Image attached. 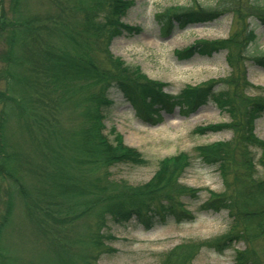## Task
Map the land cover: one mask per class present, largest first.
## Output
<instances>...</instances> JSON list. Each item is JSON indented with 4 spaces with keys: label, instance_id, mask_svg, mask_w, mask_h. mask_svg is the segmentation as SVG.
Instances as JSON below:
<instances>
[{
    "label": "trees",
    "instance_id": "1",
    "mask_svg": "<svg viewBox=\"0 0 264 264\" xmlns=\"http://www.w3.org/2000/svg\"><path fill=\"white\" fill-rule=\"evenodd\" d=\"M25 1L11 0L8 12L4 6L0 9V39L5 46L0 54L4 87L0 86V180L10 187L6 211L0 215V264L6 258L1 244L12 223L16 198L31 216L47 264H98L102 254L115 252L106 244L115 240L104 231L110 220L126 225L135 218L147 230L169 220H194L186 201L198 199L202 190L181 182L192 165L191 153L162 159L152 178L141 184L117 180L110 174L119 165L149 164L114 128V141L104 132L106 111L113 105L109 98L112 88L123 93L137 116L149 124L163 120L162 110L171 112L179 106L182 113L189 114L209 101L232 118L224 125L235 131L231 141L194 149L203 163L218 166L225 187L220 193L209 191L201 209L227 211L229 228L214 239L176 246L160 264H194L201 250L223 253L240 241L246 248L236 249L235 264H262L254 247L264 242V140L256 135L255 127L264 116V94H245L256 88L248 82L245 68L226 79L187 85L178 95H171L164 83L150 79L140 67L126 64L110 50L116 37L140 31L122 20L131 0H46L48 9L43 13H28ZM225 12L238 19L246 13L264 25V6L249 0H219L208 8L190 0L189 6L169 7L156 17L164 34H170L176 27L209 22ZM240 32L228 39L197 41L176 54L184 60L228 50L230 65L239 68L257 37L253 29L244 35ZM252 60L264 68L263 55ZM62 105L74 108L78 124L74 153L69 151L68 157L63 149L70 138H63L55 119L57 107ZM12 119L23 121L35 154L41 156L39 170L29 163L28 152L15 143L10 146ZM222 126L198 127L195 133ZM31 175L36 178L33 187L28 184ZM15 189L17 197L12 192ZM80 220L84 224L77 227ZM260 252L264 254V250Z\"/></svg>",
    "mask_w": 264,
    "mask_h": 264
},
{
    "label": "rangeland",
    "instance_id": "2",
    "mask_svg": "<svg viewBox=\"0 0 264 264\" xmlns=\"http://www.w3.org/2000/svg\"><path fill=\"white\" fill-rule=\"evenodd\" d=\"M131 1L133 4L122 20L124 23L140 28V31L133 34L124 32L116 37L110 46L114 56L121 58L130 66L140 67L150 79L164 83L165 91L173 95L180 93L187 85H202L211 80H221L237 75L242 68L246 70L248 82L256 87L247 89L245 94L248 96L264 94V68L252 60L253 57L264 56V25L258 20L246 13L238 19L232 13L225 12L215 20L191 25L183 30L175 29L171 34L163 35L156 15L169 7L189 6L190 0ZM197 1L199 5L208 8L214 7L219 0ZM247 1L241 0V3ZM249 1L264 6V0ZM10 2L11 0H0V9L4 6L8 12ZM24 8L28 13H43L48 9V5L46 0H26ZM248 29H253L257 37L256 41L248 47L247 56L245 55L246 58L242 60L239 68L236 66L233 69L230 65L228 50L220 51L212 56L195 55L184 60L176 54V51L189 48L197 41L228 39L237 30L244 35ZM4 49V43L0 39V54ZM0 68H2L1 61ZM0 86L3 87L2 82ZM109 98L113 100V105L106 111L104 132L111 141H114L115 135L111 132L114 128L122 136L126 145L138 149L149 161L147 166L113 167L110 170L112 177L134 185L141 184L152 178L162 159L187 152L194 158L181 182L202 191L198 199L186 201L187 207L195 217L190 222L176 223L169 220L166 225H157L147 230L136 219L126 225L108 221L104 231L112 234L115 240L106 241V244L115 252L102 254L98 264H160L166 253L182 243L210 240L225 233L230 224L228 212L214 213L201 209L210 196L209 191L220 193L225 190L222 174L218 166L206 165L196 157L194 149L200 145L229 142L233 139L235 131L224 126L232 121L229 113L218 108L213 102H208L189 114L180 113L179 108L173 109L172 112H163V120L152 125L145 123L137 116L135 108L116 88L109 91ZM47 115L51 118V114ZM75 115L76 111L70 105L58 106L55 112V119H57L55 123L61 128L63 138L66 140L70 138V145L65 141L67 146L63 149L66 157L69 151L74 153V133L78 130ZM23 124V121L16 119L9 122L10 146L15 143L21 151L28 152L29 163L37 171L42 163L41 156L35 154L29 134L24 132ZM209 126H222V128L216 131L207 130L204 134L195 133L198 127ZM255 133L264 140V116L256 121ZM75 152L78 151L75 150ZM257 167L262 172L261 166ZM34 176L31 175L28 178L30 186L36 183ZM9 189L8 183L0 180V215L6 211L10 196ZM15 190L12 192H15L14 195L17 197V190ZM14 211L12 223L7 226L3 234L1 247L6 254L3 264H30L32 261L31 264H47L41 255L45 248L41 240L37 239L31 216L26 213L20 198H16ZM83 221L80 220L77 227L83 225ZM245 248L246 243L240 241L223 253L203 249L193 263L235 264L236 249ZM254 248L259 252V260L264 264V254L260 252L264 250V242H257Z\"/></svg>",
    "mask_w": 264,
    "mask_h": 264
}]
</instances>
